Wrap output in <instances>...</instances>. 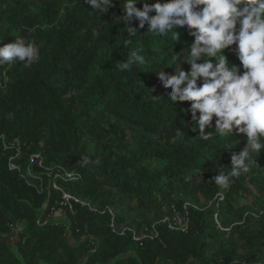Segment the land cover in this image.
I'll return each instance as SVG.
<instances>
[{"label":"trees","instance_id":"obj_1","mask_svg":"<svg viewBox=\"0 0 264 264\" xmlns=\"http://www.w3.org/2000/svg\"><path fill=\"white\" fill-rule=\"evenodd\" d=\"M120 3L0 0V46L39 47L0 66V264H264V150L227 188L212 181L246 137L200 139L156 74L194 37H129ZM134 52L145 62L122 71Z\"/></svg>","mask_w":264,"mask_h":264},{"label":"clouds","instance_id":"obj_2","mask_svg":"<svg viewBox=\"0 0 264 264\" xmlns=\"http://www.w3.org/2000/svg\"><path fill=\"white\" fill-rule=\"evenodd\" d=\"M85 2L104 14L113 6V0ZM121 8L123 14L116 21L127 26L129 37L136 36L146 24L147 33L154 36L172 33L175 41L176 30L186 27L194 37L188 48L173 57L171 73L161 68L156 74L164 89H171L168 99L191 102L187 111L198 125L202 141L213 136V131L206 129L222 137H246L241 150L231 153V171L219 170L212 177L215 184L227 188L231 178L249 172L256 164L252 154L264 150V0H124ZM151 12L155 14L149 15ZM134 19L138 27L132 26ZM130 42L126 40L125 46ZM225 49L235 53L239 65L229 64ZM38 59L39 47L24 37L0 46V66L17 62L29 66ZM144 62V57L134 52L119 67L130 71L133 64ZM184 63L188 70L182 68ZM90 162L88 157L82 158L81 167Z\"/></svg>","mask_w":264,"mask_h":264},{"label":"rangeland","instance_id":"obj_3","mask_svg":"<svg viewBox=\"0 0 264 264\" xmlns=\"http://www.w3.org/2000/svg\"><path fill=\"white\" fill-rule=\"evenodd\" d=\"M54 216L58 219V220H62L61 216V211L60 210H56V212L54 213Z\"/></svg>","mask_w":264,"mask_h":264},{"label":"water","instance_id":"obj_4","mask_svg":"<svg viewBox=\"0 0 264 264\" xmlns=\"http://www.w3.org/2000/svg\"><path fill=\"white\" fill-rule=\"evenodd\" d=\"M15 233H16V231L13 230V231L9 232L8 235H9V236H12V235H14Z\"/></svg>","mask_w":264,"mask_h":264},{"label":"built area","instance_id":"obj_5","mask_svg":"<svg viewBox=\"0 0 264 264\" xmlns=\"http://www.w3.org/2000/svg\"><path fill=\"white\" fill-rule=\"evenodd\" d=\"M65 197H66V198H68V197H69V195H68V194H65Z\"/></svg>","mask_w":264,"mask_h":264}]
</instances>
